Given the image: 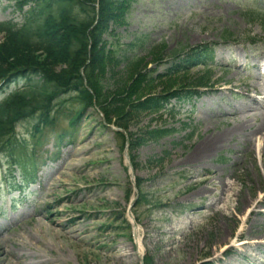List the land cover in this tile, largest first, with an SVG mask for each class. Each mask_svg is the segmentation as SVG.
<instances>
[{"label":"rangeland","instance_id":"1","mask_svg":"<svg viewBox=\"0 0 264 264\" xmlns=\"http://www.w3.org/2000/svg\"><path fill=\"white\" fill-rule=\"evenodd\" d=\"M257 1L139 0L131 6L124 26L108 27L101 42L106 43L104 50L108 52L118 40L117 56L109 60L104 50L96 49L95 55L90 50L95 67L92 70L89 67L86 73L92 71L89 76L93 87L99 89L100 102L118 88L132 102L141 103L149 97L172 92L184 81L196 82L202 76L200 69L182 76H157L163 72L158 63L166 60L164 53L196 46L212 48L215 59L212 79H219L220 84L214 92L209 91L194 100L193 112L189 114L171 115L167 111L149 109L129 112L120 122V126L127 128L122 130L123 139L113 127L106 125L110 119L105 116L107 109L100 104L91 107L89 92L71 97L69 91L62 88L58 98L67 99L65 106L79 102L83 116L76 129L70 128L66 119L60 120L57 131H74V138L65 140L55 160L40 163L39 189L37 184L31 187L34 194L7 216L10 226L0 218V264H143L144 257L145 264H207L209 261L213 264L224 246L233 245L231 240L238 233L242 235L241 241L253 242L256 237H264V215L251 216L244 225L240 222L248 215L247 209L253 208L256 199L264 193V153L260 160L256 137L251 150L244 141L260 122L259 118L252 117L251 109L256 105L249 104L250 108L245 111L249 115L247 129L234 133L204 162L178 165L195 146L211 136L232 130L235 122L225 114L247 104L242 99L244 91L239 84L247 82L249 86H256V82H250L256 72L251 70L249 60L243 66L251 76L247 80L245 74H235L232 64L237 62L240 49L249 44L248 37L253 36L264 44V24L247 20L252 8L264 14L256 6ZM5 4L0 0V22L8 19L9 12L2 11ZM223 32L233 35L234 41L226 45L231 48L221 44ZM64 40L58 42V51L64 46ZM5 41V36L0 35V58ZM138 43L141 44L135 46ZM46 56L37 50L30 52L31 60L37 62L31 67L41 68L54 80L62 70H68L63 63L49 67L51 63L46 61ZM120 57L122 62H119ZM227 62H231L229 66ZM9 68L8 63L0 60V75ZM81 72L80 68L78 73ZM68 80L58 82L65 84ZM106 81L112 90L108 92L104 88L102 92L98 84ZM185 110L190 111V107ZM157 129L173 132L153 141L148 132ZM263 135L264 128L259 134L261 140ZM54 139V136L44 139L42 153L46 150L52 153ZM193 172L202 178H214L207 185L208 194L204 199L187 203L180 193L188 191L184 175ZM218 178L232 185L233 191L226 194L230 196L229 204L224 206L223 203V206L227 208L225 215L231 214L233 219L216 214L222 204L209 206L219 199ZM12 196L16 195L1 192L0 205ZM134 198L139 199L138 203L129 207ZM196 202L204 209L193 217ZM256 210H264V205ZM191 219L192 228L188 227ZM227 230L231 234L226 244L214 243L215 237L221 238ZM194 240H198L196 250L188 253L186 244ZM171 247L178 250L166 256ZM246 253L264 258V249L261 252L253 245ZM123 255L126 258H122ZM226 262L249 264L240 259L236 248L229 251L220 264Z\"/></svg>","mask_w":264,"mask_h":264},{"label":"trees","instance_id":"2","mask_svg":"<svg viewBox=\"0 0 264 264\" xmlns=\"http://www.w3.org/2000/svg\"><path fill=\"white\" fill-rule=\"evenodd\" d=\"M47 1L50 2L48 9H51V11H49V16L45 18L42 27L39 29L38 43H31L30 37H27L24 31L9 32L10 34L6 37V41L1 46V54L5 62L2 58H0V60L3 63L9 64L10 68L8 70H24L27 64V66L37 64L36 61L33 62L30 58V52L37 50L42 52L45 56L47 55L46 61H48L49 64L51 63L49 67H52L55 63H63L64 67L68 68V70H62L61 75L55 76V80L50 78L46 72L41 71L43 78L46 80L44 87L40 89L30 88L20 92L0 105V124L10 115L9 113L13 108L26 105H28L26 108L27 111L41 110L44 116L48 114V117H50L49 112L51 108L54 109V107L50 105L51 101L56 94L60 93L62 88H64V91H74L78 90V87H83L78 70L84 67L85 64V69L90 67L92 70L95 67L94 60L91 61L93 53L90 50L88 52L89 45L91 44V50L94 52V55L96 49L100 51L104 50L106 43L101 42V36L112 24L117 26L125 25L131 3L135 0ZM96 5L98 7L97 12L95 10ZM36 18L38 19V16ZM35 23L36 21L30 20L25 26L31 29ZM95 23L96 25L94 26ZM63 38H65V40ZM60 40H64L65 43L62 49L58 51L57 44ZM112 46L108 52L104 50L109 60H113L117 56V51L120 47L118 40L114 41ZM8 70L3 71L1 74H4ZM89 73L91 74L92 71ZM67 79L69 80L65 84L59 83L60 80ZM73 81H75V84ZM212 82L211 73L205 72L202 73V76L198 78L196 82L184 81L180 83V86L174 89L185 90L197 87L204 88L209 87ZM91 87L92 93L97 97L98 104L105 107L108 111L106 115L110 116L108 123L125 131L127 128L120 126V122L126 119L129 112L137 113L148 109L152 111L158 110L159 101L155 98L149 97V100L147 99L141 103L137 100V102L134 103L127 94L120 93L121 88H118L116 93L106 94V100L100 102L97 96L99 89L94 88L93 85H91ZM107 88L110 89L111 86L109 85ZM100 90H103L101 85ZM109 91L111 90H108V92ZM82 93L88 94V92L84 90ZM123 103H125V105L122 106ZM80 107L79 104L76 106V114L80 112ZM172 132L171 130L157 129L148 132V134L153 141H156ZM121 138L123 139L122 135Z\"/></svg>","mask_w":264,"mask_h":264},{"label":"bare ground","instance_id":"3","mask_svg":"<svg viewBox=\"0 0 264 264\" xmlns=\"http://www.w3.org/2000/svg\"><path fill=\"white\" fill-rule=\"evenodd\" d=\"M256 58L260 59V60H264V53L260 52L258 54H256ZM259 67V66H258ZM245 92H246V99L249 103L255 104L258 109H256L255 111L257 112L256 117H259L260 119V123H258L256 125V127L246 136L247 139H244V141L249 145V150L252 149L253 144H252V140L261 133L263 125H264V111H261V106L264 104H262L261 102L256 101V99H253L252 97L249 96L248 92L249 89L247 87L244 88ZM251 92H255V90H251ZM257 94L260 95L259 99H263L264 100V83L263 85L260 87V89L257 92L256 89V96ZM245 108L241 109V110H237V109H232L231 112L227 115L229 117H231L234 121L235 124L232 128V130L226 131V132H222L221 134H217L215 136H211L208 139H206L204 142L200 143L199 145L195 146L194 149L192 150V152L182 158V160L178 163V165H193V164H198L201 162H204V160L208 157L209 154H211V152H215L217 149H219V147L226 141H228L234 133H240L241 131L247 129L249 127L248 125V116L245 114H243V110ZM253 117H255V115H253ZM261 141V142H260ZM257 150H259L260 155L258 154L257 157L262 160V155L264 153V139L261 140L260 138L258 139V145H257ZM71 167V166H70ZM201 169V168H199ZM208 175L209 174H205ZM184 177L187 179V186H188V191L189 194H184V193H180V197L183 198L184 202H193L194 200H202L206 197V195L208 194L207 191V185L210 184V182L213 180L214 177H204L202 178V176L196 175L195 172L189 174V175H184ZM196 178V179H194ZM219 179V178H218ZM194 180V181H193ZM216 185L220 188V192L218 194V198L217 201H215V203L213 205H209L211 207H214L218 204H222V208H219L218 211H216V214H220L223 218H228V219H233L232 216H230L231 214L225 215V209L224 206H227L229 204L230 201V196L226 195L228 192H232V185L230 183H225L223 180H220L216 183ZM184 194V195H183ZM224 196V198H222ZM239 197V195L237 196ZM248 202V201H247ZM224 203V206H223ZM197 206L195 209H193V217L198 215V211L203 210L204 207H200L201 203L200 202H196L195 203ZM264 205V194L259 195V197L256 199V201L254 202V207L252 208H248L246 212H248V215L245 216L241 219L240 222L244 224L248 223V219L252 216H261V213L259 211L256 210L257 207L263 206ZM194 225V221L193 219L190 220V222H188V227L192 228V226ZM219 228V227H218ZM175 233V232H172ZM177 234V233H176ZM230 230L224 234H222L221 238L216 236L214 243L216 244H226L228 238L230 237ZM184 236V235H182ZM242 237L241 233H238L232 240V244L230 246H224L220 251V253H227L233 249L236 248V253L239 257H250L251 258V264H264V262L259 259V258H255L254 256L252 257V255L247 254L246 250L253 245L256 250H260L262 252V249H264V237L263 238H258L256 237V240L252 243L248 242V241H242L239 242L238 239H240ZM176 240V239H175ZM174 240V241H175ZM173 241V242H174ZM180 243V242H178ZM186 250L188 251V253H192V251L196 250V246L198 245V240H194L193 243L190 244H186ZM178 249L176 248H169L167 250V252L165 253L166 256H171L173 253H175V251H177ZM218 254L213 261H218V256L221 254ZM222 254V255H223ZM122 258H126V255L121 256ZM207 264H212V261H209ZM225 264H228L227 262Z\"/></svg>","mask_w":264,"mask_h":264}]
</instances>
